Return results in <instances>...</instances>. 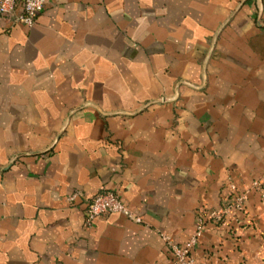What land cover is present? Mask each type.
<instances>
[{
    "label": "crops",
    "instance_id": "1",
    "mask_svg": "<svg viewBox=\"0 0 264 264\" xmlns=\"http://www.w3.org/2000/svg\"><path fill=\"white\" fill-rule=\"evenodd\" d=\"M19 12V9H17ZM264 0H46L0 16V264H195L264 258ZM264 188V187H263ZM121 213L85 224V199ZM80 192L74 201L68 196Z\"/></svg>",
    "mask_w": 264,
    "mask_h": 264
},
{
    "label": "built area",
    "instance_id": "2",
    "mask_svg": "<svg viewBox=\"0 0 264 264\" xmlns=\"http://www.w3.org/2000/svg\"><path fill=\"white\" fill-rule=\"evenodd\" d=\"M45 6L46 0H0V16L9 19L11 24H22L29 28L33 26L38 14ZM261 184L259 181H254L250 188L244 190H237L236 187H233L234 193L229 200L217 209L207 210L205 206H200L197 210L194 233L183 244H177L168 235L161 233L173 263L195 264L191 257V251L209 222L224 223L230 217L240 224L247 216L245 201L250 189L260 187ZM263 187H261L262 192L264 191ZM77 196H82V194L74 192L68 196V200L73 202ZM261 197L264 202V192ZM110 213H121L135 222L142 221L141 217L134 214L112 191L101 190L85 199V224L90 225L94 218Z\"/></svg>",
    "mask_w": 264,
    "mask_h": 264
},
{
    "label": "rangeland",
    "instance_id": "3",
    "mask_svg": "<svg viewBox=\"0 0 264 264\" xmlns=\"http://www.w3.org/2000/svg\"><path fill=\"white\" fill-rule=\"evenodd\" d=\"M258 264H264V258L261 259V260L258 262Z\"/></svg>",
    "mask_w": 264,
    "mask_h": 264
}]
</instances>
